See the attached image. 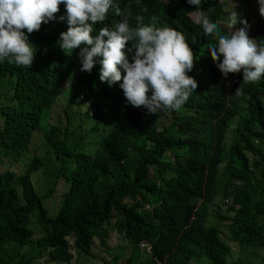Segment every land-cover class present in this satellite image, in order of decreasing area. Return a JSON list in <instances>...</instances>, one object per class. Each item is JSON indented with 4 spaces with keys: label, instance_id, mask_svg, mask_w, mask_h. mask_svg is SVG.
Returning a JSON list of instances; mask_svg holds the SVG:
<instances>
[{
    "label": "trees",
    "instance_id": "16d2710c",
    "mask_svg": "<svg viewBox=\"0 0 264 264\" xmlns=\"http://www.w3.org/2000/svg\"><path fill=\"white\" fill-rule=\"evenodd\" d=\"M114 2L131 12L133 28L140 14L145 24L156 17V27L182 33L194 58L187 75L198 86L179 110L149 115L126 104L119 83L99 80L98 63L81 71L79 48L61 50L66 21L30 34L37 49L30 68L0 63V163H19L40 132L59 166L41 192L31 180L45 171L38 156L19 173L0 170V264H197L201 257L240 264V254L228 260L231 244L248 256L264 247V75L250 83H242V71L225 79L208 52L216 37L205 35L186 0ZM254 6L258 0H202L220 35L234 30L231 10L249 20ZM64 13L61 5L57 18ZM120 19L110 10L95 27ZM252 26L250 38L264 43L259 13ZM60 96L63 119L58 113L53 121ZM110 229L128 242L124 255L110 253Z\"/></svg>",
    "mask_w": 264,
    "mask_h": 264
},
{
    "label": "clouds",
    "instance_id": "9594fccd",
    "mask_svg": "<svg viewBox=\"0 0 264 264\" xmlns=\"http://www.w3.org/2000/svg\"><path fill=\"white\" fill-rule=\"evenodd\" d=\"M186 2L195 7V22L202 26L205 35L216 37L208 52L222 76L227 79L229 74L242 71V83L260 80L264 75V43L257 44L248 35L256 10L249 22L231 10L228 23L234 30L220 35L218 25L203 10L202 0ZM258 4L257 14L264 18V0H258ZM61 5L65 13L57 18ZM110 10L121 17L119 22L97 29L95 26L104 24ZM141 11L148 9L145 6ZM57 19L67 23V31H62L57 40L61 50L71 55L79 48L83 72L91 73L98 63L99 80L109 87L119 83L126 104L133 108L143 107L149 115L179 110L198 86L195 78L187 75L194 67V58L185 36L174 28L156 27V17H152L153 23L145 24L140 14L136 15L133 28L131 12L114 0H0V63L7 61L30 68L37 49L29 35L39 31L42 24ZM237 24L241 27L236 28ZM235 94L242 95V87Z\"/></svg>",
    "mask_w": 264,
    "mask_h": 264
},
{
    "label": "rangeland",
    "instance_id": "374dc122",
    "mask_svg": "<svg viewBox=\"0 0 264 264\" xmlns=\"http://www.w3.org/2000/svg\"><path fill=\"white\" fill-rule=\"evenodd\" d=\"M255 10H256V14H257V12L259 11V8L255 7ZM241 18H245V15L244 14L241 15ZM246 19H247V17H246ZM248 22H249V20H248ZM248 35L250 36V32H248ZM66 85L67 84L65 83L64 87ZM71 90H72V88H71ZM70 96H71V94H70ZM60 97L62 98V96H60ZM58 99L59 98L55 99V102H54L53 107H52V110L54 112L52 115L53 121H56L58 119L57 114L60 112L63 105L65 104L64 98H62L61 102ZM73 111L74 110L72 109L71 112L74 113ZM59 115H60V119L62 120L63 118H62L60 113H59ZM94 140H95V138H94ZM34 155H36L40 158L42 166H44V168H45V171H43L40 168L37 172H35L31 175L33 187L37 191L41 192V191L51 187L53 180H54L53 178H54L55 172L59 166V163L54 159L53 154L48 149L47 145L44 142V139H42L40 132H36L32 136V139H31L30 143L28 144L25 153L22 156H20L18 159L19 163L11 162L12 160H10V162L0 163V170L4 169L6 167H9V168H12L15 173H19L21 170H23L24 164L29 162ZM3 159H4V161H7V160H5V158H3ZM60 187H61V184L59 182H57L54 185V189H56V190L53 189L54 192L57 191V189H59ZM46 206L48 208L51 207L52 202L47 201ZM212 208H213V206H212ZM224 208H225V206H221L220 209L224 210ZM208 219H210V222L207 224H209V225L213 224V219H211V217H208ZM218 227H219V229L225 231L223 224L219 225ZM107 231H108L109 235L105 239L107 240L109 247L111 248L110 253L114 254V255H115V253L120 254L121 251H122L121 254H123V255H124V253H127L128 249H127L126 245L128 242L125 239L121 238L118 233H115L114 230L110 229ZM221 237H223L222 234H221ZM123 246H124V248H123ZM231 249H232L231 250L232 251V257L229 258L228 260L233 261L234 260L233 257L235 256V254H240L239 255L240 264H264V247H261V246L256 247L255 250L253 251L254 252L253 256H248V254H246L245 252H243V253L236 252L237 246L234 244H231ZM78 262L79 263L82 262V259L80 257L78 258ZM91 262H92L91 264H101V263H98L97 260H94ZM117 263L120 264L119 261ZM197 264H211V262L207 258L201 257L197 261Z\"/></svg>",
    "mask_w": 264,
    "mask_h": 264
},
{
    "label": "built area",
    "instance_id": "2783aa9c",
    "mask_svg": "<svg viewBox=\"0 0 264 264\" xmlns=\"http://www.w3.org/2000/svg\"><path fill=\"white\" fill-rule=\"evenodd\" d=\"M143 246V244H140V247H142Z\"/></svg>",
    "mask_w": 264,
    "mask_h": 264
}]
</instances>
